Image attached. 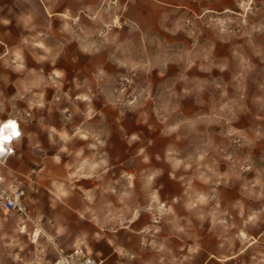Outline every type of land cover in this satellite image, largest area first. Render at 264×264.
<instances>
[{
	"label": "rangeland",
	"instance_id": "rangeland-1",
	"mask_svg": "<svg viewBox=\"0 0 264 264\" xmlns=\"http://www.w3.org/2000/svg\"><path fill=\"white\" fill-rule=\"evenodd\" d=\"M100 13L108 20L80 13L37 37L0 39V123L65 128L53 142L43 135L41 152L64 143L80 158L71 150L90 143L86 153L126 175L123 189L137 176L136 209L155 196L133 247L104 264H264V0L147 34L115 20L117 10ZM218 37L248 38L251 49L216 67ZM77 128L89 134L73 136ZM25 203L27 216L0 211V264H52L57 247L104 258L105 238L60 245L54 217L39 213L41 191H27ZM155 215L158 232H144Z\"/></svg>",
	"mask_w": 264,
	"mask_h": 264
},
{
	"label": "crops",
	"instance_id": "crops-1",
	"mask_svg": "<svg viewBox=\"0 0 264 264\" xmlns=\"http://www.w3.org/2000/svg\"><path fill=\"white\" fill-rule=\"evenodd\" d=\"M238 1L0 0V39L10 40L25 34L30 36L32 33L33 37H37L43 33L48 23L71 22L80 13H85L94 21L101 19L105 22L108 19L100 12L105 11L107 7L118 11V15H112L115 20L133 24L142 34H147L160 28L170 30L175 24L182 23L194 15L199 16L203 12L228 10ZM192 30L189 28L187 33L191 34ZM245 34L248 36V33ZM222 41L224 40L220 37L211 40L213 45L209 52L214 57L212 62L216 67L228 60H231L232 65L237 64L236 55L242 50L251 49L248 46V38L240 43L225 41L226 44H223ZM206 61L208 62L209 58H206ZM14 120L20 123L22 136L13 145L14 154L8 157L11 159V167L3 171L5 157L0 159V170L8 183L21 181L27 191H41L48 205L44 210L39 208V213L54 217L51 220L54 222V234L59 237L60 245H65L66 248H75L77 245L89 247L90 240L105 238L104 258L99 264L116 260L118 248L131 249L133 244H130L129 240L136 239L148 218L149 204L156 201L152 193H145L150 195L151 203L146 202L143 209H136V198L133 194L141 192L138 190L140 186L137 176L132 174L128 186L123 189L126 175L111 174L112 168L118 166L110 167L103 155L96 158L94 154L86 153L92 145L87 142L79 144L77 150H71L72 153L76 152L77 156L82 155L80 158H75L71 153L66 154L64 143H61L55 155H46L41 152L42 136L45 135L53 142L55 134L64 136L65 128L54 129L55 132L46 127L28 130L18 119L5 120L0 126L12 123L16 127ZM85 133L89 134L88 129L77 128L73 136L81 134L84 137ZM7 176L13 179L8 180ZM133 189L137 190L134 192ZM28 194L29 198H32L29 192ZM123 236H127V241Z\"/></svg>",
	"mask_w": 264,
	"mask_h": 264
},
{
	"label": "built area",
	"instance_id": "built-area-1",
	"mask_svg": "<svg viewBox=\"0 0 264 264\" xmlns=\"http://www.w3.org/2000/svg\"><path fill=\"white\" fill-rule=\"evenodd\" d=\"M14 122L16 127L14 128V132L10 133L9 142L6 144L8 153L5 159L14 154L13 145L22 136L20 123L17 120H14ZM0 163H2L1 160ZM25 198L26 190L23 183L21 181L8 183L6 176L0 170V210L5 215L17 214L19 216H27L28 209L24 203ZM159 223L160 217L155 215L152 219V226L144 232H158ZM142 244L146 245L147 242L143 240ZM56 252L57 257L52 264H99L98 260L86 248L76 247L73 251L66 252L65 249L57 247Z\"/></svg>",
	"mask_w": 264,
	"mask_h": 264
},
{
	"label": "bare ground",
	"instance_id": "bare-ground-1",
	"mask_svg": "<svg viewBox=\"0 0 264 264\" xmlns=\"http://www.w3.org/2000/svg\"><path fill=\"white\" fill-rule=\"evenodd\" d=\"M7 125H13L12 123H4L0 126V129H3V134L0 135V145H2V148H3V152L2 154H0V159H3L7 156V148H6V144L9 142V138H10V133L14 132V127H6ZM11 131V132H9ZM7 136L9 137L8 139H4V137Z\"/></svg>",
	"mask_w": 264,
	"mask_h": 264
},
{
	"label": "snow or ice",
	"instance_id": "snow-or-ice-1",
	"mask_svg": "<svg viewBox=\"0 0 264 264\" xmlns=\"http://www.w3.org/2000/svg\"><path fill=\"white\" fill-rule=\"evenodd\" d=\"M6 127H9V128H11V127H14V125H7ZM3 129H0V135H2L3 134ZM9 137H7V136H5L4 137V139H8ZM2 152H3V148H2V145H0V154H2Z\"/></svg>",
	"mask_w": 264,
	"mask_h": 264
}]
</instances>
